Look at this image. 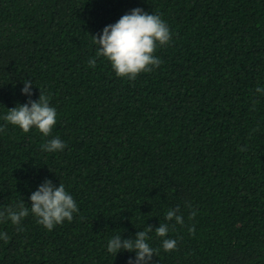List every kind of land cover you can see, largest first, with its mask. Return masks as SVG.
<instances>
[{
	"label": "trees",
	"instance_id": "trees-1",
	"mask_svg": "<svg viewBox=\"0 0 264 264\" xmlns=\"http://www.w3.org/2000/svg\"><path fill=\"white\" fill-rule=\"evenodd\" d=\"M134 8L171 39L129 80L93 36ZM41 91L57 112L48 137L3 120ZM0 126V211L29 208L21 231L0 218V264H129L135 251L107 241L148 226L149 264H264V0H0ZM53 137L62 151L41 148ZM45 179L79 209L52 230L30 210Z\"/></svg>",
	"mask_w": 264,
	"mask_h": 264
},
{
	"label": "clouds",
	"instance_id": "clouds-1",
	"mask_svg": "<svg viewBox=\"0 0 264 264\" xmlns=\"http://www.w3.org/2000/svg\"><path fill=\"white\" fill-rule=\"evenodd\" d=\"M94 42L98 45L97 56H103L110 61L112 68L119 77H127L134 80L142 72H151L153 67H158L162 61L155 55L158 45L164 46L171 39L168 25L157 14H148L141 8H134L130 13H126L114 24L106 25L101 34L93 36ZM90 67L96 66V60L89 61ZM32 80L24 81L23 94L31 96ZM257 92L262 91L259 87ZM3 120L14 126H18L27 133L32 128H36L43 136L48 137L57 122L56 109L50 106L49 98L41 91L38 100L29 99L25 104L8 109ZM0 131L3 127L0 126ZM66 147L59 137H53L41 148L46 152L62 151ZM31 213L37 218V222L46 229L52 230L55 225L62 224L65 220L71 222L73 214L79 211L72 195L66 191L65 186L60 183L55 187L48 179L34 191L30 197ZM178 210H168L165 215L166 221L175 220L176 223L183 224V217L177 214ZM29 214V208L25 207L23 199L15 207H9L0 211V218L9 219L13 225L17 226V231L21 221ZM196 213L190 214V219ZM153 231L151 226L147 230L138 231L135 238L124 239L120 234L111 237L107 241V251L116 255L121 250L128 252L135 251V261L129 259V264H149L156 250L147 242L149 233ZM155 234L159 237H166L169 232L168 223H160L155 228ZM192 233L195 228L190 229ZM0 238L4 241L10 239L7 233H0ZM162 247L165 252L176 248V241L173 239H163Z\"/></svg>",
	"mask_w": 264,
	"mask_h": 264
}]
</instances>
